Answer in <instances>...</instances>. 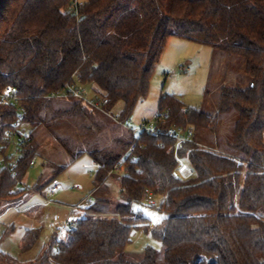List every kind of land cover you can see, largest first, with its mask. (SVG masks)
<instances>
[{
	"label": "trees",
	"instance_id": "1",
	"mask_svg": "<svg viewBox=\"0 0 264 264\" xmlns=\"http://www.w3.org/2000/svg\"><path fill=\"white\" fill-rule=\"evenodd\" d=\"M73 2L3 0L1 5L0 94L11 87L20 101L0 98V206L24 196L26 189L17 185L42 155L40 130L73 161L88 153L98 163L97 191L115 172L122 173L124 204L115 217H106V196L92 200L84 215L70 223L67 238L55 233L37 259L26 264H264V218L256 215L264 207V0H85L78 14ZM172 37L241 57L249 86L225 87L217 115L165 94L154 120L156 133L130 141L108 139L95 115L101 111L84 100L71 94L66 100L51 97L69 85L87 97L86 88L95 85L98 96L91 100L107 99L108 112L122 101L117 119L126 122L147 97ZM232 110L238 120L224 149L197 141L194 133V142L176 150L171 132L191 128L215 134L220 117ZM23 125L32 130L26 133ZM70 130L84 142L78 151ZM16 138L15 159L7 150ZM179 159L192 167L191 178L178 176ZM54 180L35 189L42 192ZM147 190L151 204L161 198L159 211L165 214L155 225L133 207L147 201ZM133 229L160 240L163 254L148 247L140 261L127 260ZM38 238V231H28L24 249ZM0 258V264L15 260L1 251Z\"/></svg>",
	"mask_w": 264,
	"mask_h": 264
},
{
	"label": "rangeland",
	"instance_id": "2",
	"mask_svg": "<svg viewBox=\"0 0 264 264\" xmlns=\"http://www.w3.org/2000/svg\"><path fill=\"white\" fill-rule=\"evenodd\" d=\"M249 83L245 62L241 57L228 55L209 45L172 37L157 64L147 97L137 104L131 118L121 123L115 117L107 116L102 112H96L95 115L105 125L106 130L103 134L107 133L108 139L112 140L117 136L130 141L131 137L138 136V128L155 120L159 100L165 94L179 97L187 107L199 108L208 114L217 115L223 89L225 87L246 88ZM96 90L98 89L95 85H90L85 93L88 98L93 99L98 96ZM59 99L66 100L68 97ZM123 107L124 103L120 101L110 112L118 117ZM237 120L236 110L223 114L220 117V128L217 133L198 129L195 130L196 139L210 146L219 144L220 149H224L225 140L232 137ZM22 128L26 130V133L32 130V127L28 125H23ZM69 132L73 134V142L78 145L74 143V149L78 151L79 144L84 146V142H81L75 132L72 130ZM39 133L42 155L34 159L35 164L29 166L25 178L17 185V188L26 189L24 196L18 201L3 203L0 206V251L20 264L35 261L43 247L50 242L55 233H58V228L69 220L82 217L85 210L92 204L88 202L89 197L94 202L97 198L106 196L110 201L109 209L104 214L106 217H115L117 207L124 204L120 200L122 173L115 172L106 180L103 188L97 191L94 184L97 166L93 164L90 155L85 153L73 161V158L54 138H50L43 130ZM16 142L17 138L7 150V155L15 159L19 157ZM85 149L88 150V147ZM63 167L66 169L60 172ZM1 168L2 156L0 155ZM53 177H56V180L42 192L35 189V186L43 185ZM54 184L59 185L60 189L50 197L48 190ZM48 199L51 200L49 204H47ZM160 203L161 198L157 197L154 199V205L143 201L134 204L133 207L155 225L165 218V214L159 211ZM256 215L264 218V207L259 209ZM30 230L38 231L39 238L32 248L25 250L24 245ZM67 237V233H61L58 236L62 239ZM148 247L157 250L160 254L164 252L161 241L151 233L133 229L131 242L125 249L124 257L138 262L143 258L145 249ZM198 264L213 263L202 260Z\"/></svg>",
	"mask_w": 264,
	"mask_h": 264
},
{
	"label": "built area",
	"instance_id": "3",
	"mask_svg": "<svg viewBox=\"0 0 264 264\" xmlns=\"http://www.w3.org/2000/svg\"><path fill=\"white\" fill-rule=\"evenodd\" d=\"M85 5V0H74L73 2V8L76 12V14L79 13V10ZM69 94H71L73 97L75 98H79L84 100L85 102H87L92 108L98 109L101 112L107 114L110 117H115L116 120L117 117L113 116L112 113L108 112L105 110L104 106L105 104L108 103V100H91L88 97H85L82 92L80 91V89H78L77 87H75L74 85H69L67 90H65L64 92H59V93H54L51 95V97L53 98H61V97H66ZM0 98L4 101V102H19L20 101V97L18 96V94L12 90L11 87H7L5 88V90L0 94ZM157 118V116L155 117V119ZM144 132H150V133H156V130L154 128V121L151 123H146L144 124L142 127L137 129V133L138 135L143 134ZM194 130L191 128L188 129H176L175 131L170 133V136H172L175 140H176V150L182 146L185 143H191L194 142ZM7 136L9 137V133H7ZM135 147L132 146L130 151H134ZM216 151H218V149H215ZM240 162V161H239ZM34 163L32 162V165ZM96 166H99L98 163H95ZM120 168V164H118L115 167L114 171H119ZM176 172L178 174V176L182 177L183 179H189L193 176L194 171L192 169V167L189 165V163H187L186 161L179 159V164L177 166ZM60 187L57 184L52 185L49 190H48V194L50 197L54 196L58 191H59ZM147 201L150 203H153V198H152V193L147 190ZM92 201V199L89 197L88 198V202L90 203ZM51 202L50 199H48V203L49 204ZM75 220H69L68 222L64 223L60 228H58V235L61 233H66L68 231V228L70 226V223H73Z\"/></svg>",
	"mask_w": 264,
	"mask_h": 264
},
{
	"label": "water",
	"instance_id": "4",
	"mask_svg": "<svg viewBox=\"0 0 264 264\" xmlns=\"http://www.w3.org/2000/svg\"><path fill=\"white\" fill-rule=\"evenodd\" d=\"M2 3H3V0H0V8H1Z\"/></svg>",
	"mask_w": 264,
	"mask_h": 264
},
{
	"label": "crops",
	"instance_id": "5",
	"mask_svg": "<svg viewBox=\"0 0 264 264\" xmlns=\"http://www.w3.org/2000/svg\"><path fill=\"white\" fill-rule=\"evenodd\" d=\"M22 201V200H21Z\"/></svg>",
	"mask_w": 264,
	"mask_h": 264
}]
</instances>
